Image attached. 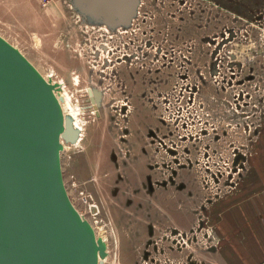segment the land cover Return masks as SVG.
I'll use <instances>...</instances> for the list:
<instances>
[{
  "label": "rangeland",
  "instance_id": "rangeland-1",
  "mask_svg": "<svg viewBox=\"0 0 264 264\" xmlns=\"http://www.w3.org/2000/svg\"><path fill=\"white\" fill-rule=\"evenodd\" d=\"M110 1L0 0V35L85 128L61 138L69 196L107 264H224L226 221L264 226V0Z\"/></svg>",
  "mask_w": 264,
  "mask_h": 264
},
{
  "label": "water",
  "instance_id": "water-1",
  "mask_svg": "<svg viewBox=\"0 0 264 264\" xmlns=\"http://www.w3.org/2000/svg\"><path fill=\"white\" fill-rule=\"evenodd\" d=\"M74 135L51 84L0 35V264H98L63 178L61 137Z\"/></svg>",
  "mask_w": 264,
  "mask_h": 264
},
{
  "label": "crops",
  "instance_id": "crops-1",
  "mask_svg": "<svg viewBox=\"0 0 264 264\" xmlns=\"http://www.w3.org/2000/svg\"><path fill=\"white\" fill-rule=\"evenodd\" d=\"M262 150H264V146ZM256 168L261 172L256 173V177L250 181L251 186L254 185L250 195L255 199V207L260 208L257 210L259 215L264 216V153L256 162ZM239 204L241 203L239 202ZM241 211L242 208L239 209L240 215L236 217V220L239 218L243 222L240 231H237L235 222L232 220L226 221L223 226L225 240L223 263L264 264V226L260 220L250 218L246 212ZM244 218L247 220L242 221Z\"/></svg>",
  "mask_w": 264,
  "mask_h": 264
},
{
  "label": "bare ground",
  "instance_id": "bare-ground-1",
  "mask_svg": "<svg viewBox=\"0 0 264 264\" xmlns=\"http://www.w3.org/2000/svg\"><path fill=\"white\" fill-rule=\"evenodd\" d=\"M47 81L51 84V81L49 79H47ZM51 86H52L55 94L57 95V97L59 99L60 105H61L62 110H63L65 121H70L71 125L73 126V128L75 130V135L72 139H70V141L74 142V144H76V145H79L84 140L83 136L85 133V128L81 122V118L79 117V113H78L77 109H74L71 107H70L71 109L68 108V106H71V105H70L69 96H68L65 89L63 91V96H60L55 91V89H54L55 86L53 87L52 84H51ZM61 87H62V85H61ZM67 113L70 115L69 117L66 116ZM61 138L63 139V137H61ZM62 139H61V142H62ZM63 146L65 147V145H63ZM97 239H98V241L101 242V245H102V247H100L101 249L98 252V264H107L106 253L109 252L108 243L106 241L107 237L105 235L104 239H106V240H102V241L99 238H97Z\"/></svg>",
  "mask_w": 264,
  "mask_h": 264
}]
</instances>
